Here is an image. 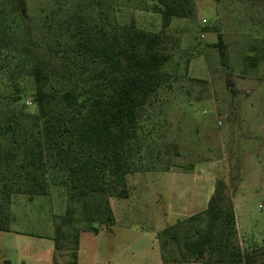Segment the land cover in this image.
<instances>
[{"label": "trees", "instance_id": "trees-1", "mask_svg": "<svg viewBox=\"0 0 264 264\" xmlns=\"http://www.w3.org/2000/svg\"><path fill=\"white\" fill-rule=\"evenodd\" d=\"M115 1L56 0L45 16L50 31L44 30L54 35L48 45L29 20L27 0H0V50L14 56L0 70V232H10L14 195L44 197L49 184L58 183L71 205L55 224L53 241L60 252L71 240L69 264L79 260L77 210L90 226H113L109 198H128L142 116L170 81L165 31L173 19L194 13L193 0H140L161 16L162 30L146 32L134 22H114L109 12ZM213 47L228 68L221 34ZM247 58L255 67L260 56ZM157 240L162 264L264 262L263 248L242 251L232 195L222 180L205 210L166 227Z\"/></svg>", "mask_w": 264, "mask_h": 264}, {"label": "rangeland", "instance_id": "rangeland-1", "mask_svg": "<svg viewBox=\"0 0 264 264\" xmlns=\"http://www.w3.org/2000/svg\"><path fill=\"white\" fill-rule=\"evenodd\" d=\"M132 1L116 0L111 19L160 32L161 16ZM193 3L194 13L173 19L165 31L170 81L142 116L138 166L126 178L128 198H109L115 224L90 226L77 210L78 264H162L158 233L205 210L217 180L230 189L242 251L264 249V0ZM55 5L27 0L29 20L48 45L54 35L44 30L50 31L45 16ZM218 34L228 46V68L213 47ZM256 55L253 67L247 57ZM13 57L10 49L0 50V70ZM69 205L67 189L58 183H50L44 197L14 195L10 232H0V264H69L71 240L60 252L53 241Z\"/></svg>", "mask_w": 264, "mask_h": 264}, {"label": "crops", "instance_id": "crops-1", "mask_svg": "<svg viewBox=\"0 0 264 264\" xmlns=\"http://www.w3.org/2000/svg\"><path fill=\"white\" fill-rule=\"evenodd\" d=\"M6 262H9V261L6 260ZM9 264H10V263H9Z\"/></svg>", "mask_w": 264, "mask_h": 264}, {"label": "built area", "instance_id": "built-area-1", "mask_svg": "<svg viewBox=\"0 0 264 264\" xmlns=\"http://www.w3.org/2000/svg\"><path fill=\"white\" fill-rule=\"evenodd\" d=\"M261 209H264L263 207Z\"/></svg>", "mask_w": 264, "mask_h": 264}]
</instances>
